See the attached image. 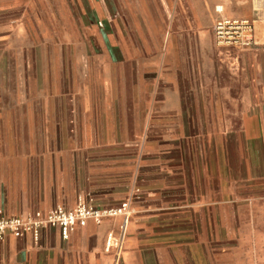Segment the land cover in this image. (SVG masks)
<instances>
[{
	"label": "crops",
	"instance_id": "1",
	"mask_svg": "<svg viewBox=\"0 0 264 264\" xmlns=\"http://www.w3.org/2000/svg\"><path fill=\"white\" fill-rule=\"evenodd\" d=\"M175 7L176 0H0V54L7 55L0 69L64 70L87 64L102 69L95 67L99 47L90 42L95 22L99 33L117 41L121 54L118 61L114 52L112 57L103 50L101 65L119 69L136 54L139 93L150 96L146 86L153 81L146 85L145 76L161 58L147 66L144 55L167 47L162 46L163 38L174 35ZM181 21L187 24V16ZM144 38L153 40L147 44ZM255 61L240 76L219 81L216 89L210 90V84L202 96L172 91L170 108L155 114L170 118L172 136L163 132L153 138L169 148L156 152L160 147H140L137 150L148 156L143 160L123 158L132 150L128 141L95 140L103 133L125 134L135 127L137 120L130 112L128 122L118 127L112 118L104 122L103 113L91 114L90 121L101 117L96 133L83 120L75 132L83 146L69 151L70 162L63 158L66 151L35 160L36 113L19 111L27 118L22 132L29 139L24 154L15 152L20 145L12 136L0 142V215L28 216L57 206L70 209L80 200L96 207L127 200L131 215L123 236L121 216L88 220L68 239H62L55 227L41 229L37 240L30 234L9 235L0 241V264H264V66ZM169 80L174 84L172 76ZM86 95L82 87L76 93L79 98ZM194 98L199 108L193 109ZM21 100L13 93L12 102ZM17 111L0 110V120L16 118ZM213 132L221 134V145L212 141ZM231 144L233 163L226 154ZM214 149L221 151L219 174L209 171L207 151ZM83 155L95 161L87 163ZM99 156L104 160L98 161ZM211 196H221L218 207L211 208ZM211 209L221 211L220 222L211 220ZM109 234L119 246L106 248Z\"/></svg>",
	"mask_w": 264,
	"mask_h": 264
},
{
	"label": "rangeland",
	"instance_id": "2",
	"mask_svg": "<svg viewBox=\"0 0 264 264\" xmlns=\"http://www.w3.org/2000/svg\"><path fill=\"white\" fill-rule=\"evenodd\" d=\"M174 15L177 20L174 35L163 38L162 46L167 47L155 54L149 49L148 54L144 55L147 66L161 58L158 66L155 68L150 66L148 71L151 73L145 76L146 85L149 79L153 81L151 86H146L150 96L144 97L139 93L138 64L134 61L136 54L132 53L130 60L133 58V61L129 60L119 69L116 66L117 69L112 66L108 69L106 64L101 65L105 58L101 54L103 50L112 57L114 52L118 61L121 54L117 41L106 37L102 32L99 33L95 22L94 27L90 28L91 35L94 36L90 42L99 47L98 63L95 67L102 66V69H95L92 64L83 65V68L79 69L64 70L56 67L43 71L0 69V110H18L16 118L3 117L0 120V142L7 141L12 136V140L20 145L15 152L25 153L24 144L29 135L24 130L22 132V125L27 118L22 117L19 111L25 113L26 110L32 109L36 113L33 117L32 137L35 160L52 157L54 155L51 153L54 152L66 151L67 156L63 158L71 162L73 157L69 151L76 145L83 146L82 140L75 134L79 131L81 122L83 125L84 122L91 125L92 131L96 133V121L99 123L101 117H93V121H90L91 114L108 112L106 113L108 116L102 114V120L105 122L112 118L118 127L119 122H128L130 112L137 120L135 127L131 126L127 133H121L122 135L111 127L114 132L116 131L115 134L103 133L102 139L100 137L95 140L100 142L108 139L112 143L121 140L130 142L132 150L127 151L123 157L130 161L148 157L137 150L140 147H160L156 152H163L165 148H169L165 143H159L160 145L154 143L153 138L163 132L166 137L172 136V133H169L170 118L165 116L156 118V112L170 108L172 102L168 98L172 91L202 96L203 93H207L210 84H212L210 90L216 89L219 81L240 76L241 70L249 63L252 64L255 59L258 67L264 66V0H176ZM183 15L187 16L185 25L181 21ZM150 40L153 39L144 38L147 44L151 43ZM5 56L0 54V61ZM175 69L180 72H176ZM159 76L162 77V81ZM170 76L174 81L172 85ZM183 81H189V84L184 85ZM111 83L115 86L113 90ZM81 87L87 93L85 98L76 96ZM13 93H18L22 100L18 103L12 102ZM112 94L114 97L110 99ZM181 103L182 106L185 104L184 101ZM202 104L208 106L207 101H203ZM197 106L199 108V101L194 98L193 109ZM39 111L41 115L38 114ZM99 132L100 128L98 136ZM218 134L219 132H213L210 136L213 142L221 145V134ZM230 146L226 154L233 163L234 148L232 144ZM207 153L210 159V173H221V166H218L221 163V151L214 149ZM83 156L87 163L94 160L90 155ZM110 158L115 159L113 156ZM101 160H104V156H99L98 161ZM209 204L211 208L220 205L221 196H211ZM218 209H211L212 221H221V211L218 213ZM130 215L128 213V218ZM218 238L216 236L214 240L217 241Z\"/></svg>",
	"mask_w": 264,
	"mask_h": 264
},
{
	"label": "built area",
	"instance_id": "3",
	"mask_svg": "<svg viewBox=\"0 0 264 264\" xmlns=\"http://www.w3.org/2000/svg\"><path fill=\"white\" fill-rule=\"evenodd\" d=\"M97 25L102 26L101 21H98ZM127 207V201H121L115 207H96L80 200L70 209L57 206L46 210L36 209L28 216L0 215V241L9 235L24 237L26 234L37 240L40 230L46 227L57 228L61 238L68 239L77 225L83 226L88 220L100 222L103 218L117 216L122 217L120 228L123 236L128 221ZM112 245L119 246V241L109 234L106 238V248Z\"/></svg>",
	"mask_w": 264,
	"mask_h": 264
},
{
	"label": "bare ground",
	"instance_id": "4",
	"mask_svg": "<svg viewBox=\"0 0 264 264\" xmlns=\"http://www.w3.org/2000/svg\"><path fill=\"white\" fill-rule=\"evenodd\" d=\"M220 34L223 33V32H219Z\"/></svg>",
	"mask_w": 264,
	"mask_h": 264
}]
</instances>
